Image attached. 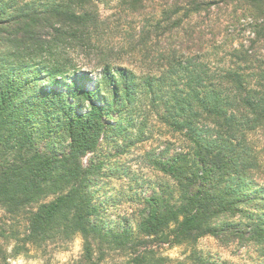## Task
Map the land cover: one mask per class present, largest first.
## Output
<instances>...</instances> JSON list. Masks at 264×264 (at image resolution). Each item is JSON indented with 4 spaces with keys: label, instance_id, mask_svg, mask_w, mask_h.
<instances>
[{
    "label": "trees",
    "instance_id": "1",
    "mask_svg": "<svg viewBox=\"0 0 264 264\" xmlns=\"http://www.w3.org/2000/svg\"><path fill=\"white\" fill-rule=\"evenodd\" d=\"M74 49L98 70L99 89L76 83L88 73ZM135 94L190 144L152 158L176 190L161 184L144 197L136 237L125 216L107 224L89 194L105 166L96 154ZM59 134L62 150L50 146ZM258 137L264 0H0V146L11 156L0 158V207L25 222L11 255L79 233L77 264H166L162 244L209 264L192 248L204 236L255 244L264 260Z\"/></svg>",
    "mask_w": 264,
    "mask_h": 264
},
{
    "label": "rangeland",
    "instance_id": "2",
    "mask_svg": "<svg viewBox=\"0 0 264 264\" xmlns=\"http://www.w3.org/2000/svg\"><path fill=\"white\" fill-rule=\"evenodd\" d=\"M52 1V0H50ZM93 57V53L89 57ZM70 57L80 70L88 73L93 67L88 64V58L80 50L70 51ZM95 60V59H94ZM93 61V60H92ZM98 70L88 73V78L80 79L76 83L85 88L96 89L98 86ZM106 87V86H105ZM100 88L104 90V86ZM66 90V87L59 86ZM99 89V86L98 88ZM119 128L111 129L103 139L100 151L105 166L99 177L92 181L89 194L92 201L99 205L100 216L107 224L117 222L121 217L128 218V225L136 237L135 215L140 208L144 197L154 191L159 185H169L174 191L176 186L171 178L153 168L151 160L161 151L171 153L174 150H190V144L181 136L161 124L147 97L135 94L129 110L123 112L119 118ZM67 138L61 134L52 139L50 146L56 149H65ZM258 147L261 148L264 161V138L258 137ZM49 146V147H50ZM0 146V158L7 161L11 156L3 153ZM122 152V153H121ZM120 153V154H119ZM91 154L83 157L84 163L88 162ZM52 197H47V200ZM7 214L0 207V232L5 237H0V264H5L1 256L11 255L15 242L12 235L24 231L23 221L17 219L9 221ZM197 254L208 257L209 264H258L263 262L259 258L257 246H239L230 243L226 246L211 236L201 237L192 247ZM191 247L187 245L168 246L162 244L157 251L169 258L166 264H189ZM82 255V238L79 233H74L64 240H51L41 245H26L22 252L16 256L8 257V264H77ZM110 258V257H109ZM113 261H122V256L112 255ZM110 258V259H111ZM263 260V261H262ZM112 261V260H107Z\"/></svg>",
    "mask_w": 264,
    "mask_h": 264
}]
</instances>
